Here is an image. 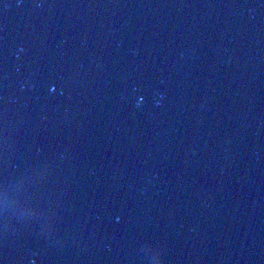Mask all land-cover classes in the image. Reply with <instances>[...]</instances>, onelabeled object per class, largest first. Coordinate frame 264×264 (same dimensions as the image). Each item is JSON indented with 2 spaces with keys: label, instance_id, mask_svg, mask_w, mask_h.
Returning <instances> with one entry per match:
<instances>
[{
  "label": "water",
  "instance_id": "obj_1",
  "mask_svg": "<svg viewBox=\"0 0 264 264\" xmlns=\"http://www.w3.org/2000/svg\"><path fill=\"white\" fill-rule=\"evenodd\" d=\"M0 264H264V0H0Z\"/></svg>",
  "mask_w": 264,
  "mask_h": 264
}]
</instances>
